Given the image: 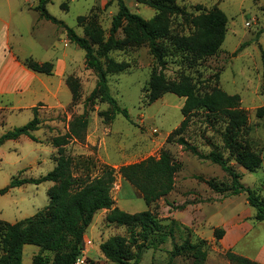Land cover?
Segmentation results:
<instances>
[{
    "label": "rangeland",
    "instance_id": "rangeland-1",
    "mask_svg": "<svg viewBox=\"0 0 264 264\" xmlns=\"http://www.w3.org/2000/svg\"><path fill=\"white\" fill-rule=\"evenodd\" d=\"M124 1L132 13L146 21L159 14L144 0ZM175 3L182 11L167 15L169 35L160 40L167 51L163 64L153 57L148 43L123 45L106 55L101 53L98 43H93L104 66L108 58L130 63L126 71L107 75L111 94L128 110L130 120L119 114L108 123L99 116V111L109 109V104L87 105L86 139L71 141L65 146V153L76 162L91 166L87 172L92 176L99 174L104 165L115 168L117 177L112 188L115 206L129 213L150 210L165 226L167 240L157 247H144L138 264H194L196 256L191 251L172 257L176 246L187 243L206 251L203 264H233L226 253L253 256L252 249L264 237V221L253 219L255 209L248 204L246 193L215 192L208 181L215 179L229 184L230 175L210 160L200 159L177 140L183 137L203 153L217 147L242 173L241 182L264 196V114L257 115V109L264 106V32L260 33L264 30V0H175ZM39 4L40 0H0V30L9 34L10 46L16 55L22 60L33 57L39 62L54 64L52 75L39 73L36 80L47 98L29 110H0V136L27 124L34 117V111L40 118L39 129L32 132L36 140L23 135L0 145V189L13 178H38L55 167L58 149L53 139L65 134L70 121L84 113L85 99L97 82L95 72L86 65L85 51L69 41L65 28L40 18ZM213 6L227 16L225 40L215 55L187 59L175 51L172 38L190 35L194 31L192 18ZM45 7L80 36H87V28H94L96 24L102 30L103 41L109 38L112 20L119 9L117 0H49ZM123 27L115 34L121 42L126 38ZM154 71H162L169 81L189 75L202 94L214 86L229 94H239L248 125L238 140L248 150L261 155V167L246 170L230 155L224 143L228 125L224 115L202 109L193 113L187 125L180 129L184 120L183 97L166 93L149 104L146 88ZM69 76L79 83L77 99H73L67 85ZM34 96L26 97L31 101ZM162 150L171 154L179 169L173 190L148 206L119 169L150 156L158 157ZM83 171V167L75 168L76 174ZM53 184L26 183L0 195V221L14 223L33 216L48 205V190ZM107 214L105 209L95 214L84 234L83 251L74 264L79 259L83 260L80 264H117L102 253L100 246L111 236H128L130 230L108 223ZM216 229L225 231L222 238L216 237ZM39 255L45 257L47 252L40 251L36 245H25L22 264H33Z\"/></svg>",
    "mask_w": 264,
    "mask_h": 264
},
{
    "label": "trees",
    "instance_id": "trees-1",
    "mask_svg": "<svg viewBox=\"0 0 264 264\" xmlns=\"http://www.w3.org/2000/svg\"><path fill=\"white\" fill-rule=\"evenodd\" d=\"M48 1L40 0L37 6L40 18L65 28L69 41L85 51L86 65L95 72L97 82L85 99L84 113L75 116L70 121L65 134L53 139L52 143L58 149L55 167L38 178H13L7 186L0 189V195H3L10 189L26 183L37 185L43 182L54 183L48 190V205L33 216L14 223L0 221V249L2 251L0 264H22L23 248L27 244L36 245L40 251L47 252L45 257L37 256L33 264H74L83 251L86 229L95 214L104 209L108 210L106 216L108 223L126 226L130 234L109 237L100 246L102 253L117 264H138L144 247H157L167 240L168 234L164 231L165 226L150 210L129 213L115 206L112 196V188L117 177L115 168L104 165L99 174L92 176L87 172L91 166L76 162L73 157L65 153V146L71 141H85L89 123L87 105L94 106L98 102L109 104V109L99 111V116L108 123L113 122L119 114L130 120L128 110L119 105L111 94L107 77L109 73L126 71L130 63L117 62L108 58L104 66L93 43L99 44L100 51L104 55L111 49L121 48L123 45L148 43L153 57L158 63L163 64L167 51L160 40L169 35L167 15L182 10L175 0H144L145 3L159 11L156 17L146 21L140 15L132 13L124 0H117L119 9L112 20L110 36L103 41L102 30L97 28L96 24L94 28H87V36H80L72 27L49 13L45 7ZM227 21L226 14L217 6L199 13L192 18L194 31L190 35L172 38L175 51L182 53L190 60L215 55L225 40ZM121 27L126 35L122 42L115 38V34ZM262 32L264 30L260 33ZM257 37L259 39V34ZM22 62L37 73L52 75L54 72V64L51 61L39 62L33 57H27ZM67 85L73 99H77L79 97L77 79L69 76ZM146 91L149 104L166 93H173L185 99L181 109L184 120L180 129L187 125V119L193 113L202 109L210 114L224 115L228 119L224 143L230 155L246 170L254 171L261 167V155L248 150L238 140L241 131L248 125V116L241 107L239 94H229L219 86H214L210 91L202 94L198 91L196 82L189 75H182L178 81H169L162 71L153 72ZM263 114L264 106L257 109L259 117ZM39 124L40 118L34 111V117L27 124L2 134L0 145L23 135L36 140L32 132L39 129ZM177 142L200 159L210 160L219 165L230 175L229 184L215 179L208 181L215 192H228L232 195L246 193L248 204L255 209L253 219L257 222L264 221V196L241 182L242 173L235 169L217 147L208 153H203L196 146L189 145L183 137H179ZM76 167H83L84 171L76 174ZM178 169L179 164L172 159L171 154L162 150L158 157L150 156L136 163L122 165L119 173L141 193L145 203L149 206L173 190ZM224 233L223 229L215 230L218 239L222 238ZM185 251L194 252L196 256L194 264H203L206 260V251L202 250L199 245L190 243L176 246L172 257ZM226 256L233 264H263L231 251H228Z\"/></svg>",
    "mask_w": 264,
    "mask_h": 264
},
{
    "label": "crops",
    "instance_id": "crops-1",
    "mask_svg": "<svg viewBox=\"0 0 264 264\" xmlns=\"http://www.w3.org/2000/svg\"><path fill=\"white\" fill-rule=\"evenodd\" d=\"M38 75L16 55L10 46L7 31L0 30V110H29L36 102L47 98L42 87L36 83ZM29 95H35L34 99L30 101V97H26ZM252 252L250 258L264 264V237Z\"/></svg>",
    "mask_w": 264,
    "mask_h": 264
},
{
    "label": "built area",
    "instance_id": "built-area-1",
    "mask_svg": "<svg viewBox=\"0 0 264 264\" xmlns=\"http://www.w3.org/2000/svg\"><path fill=\"white\" fill-rule=\"evenodd\" d=\"M80 262L83 263V260L79 259L76 264H80Z\"/></svg>",
    "mask_w": 264,
    "mask_h": 264
}]
</instances>
